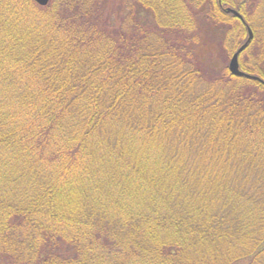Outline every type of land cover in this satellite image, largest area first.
<instances>
[{"label": "trees", "instance_id": "1", "mask_svg": "<svg viewBox=\"0 0 264 264\" xmlns=\"http://www.w3.org/2000/svg\"><path fill=\"white\" fill-rule=\"evenodd\" d=\"M248 29L264 80V0H0V264H264Z\"/></svg>", "mask_w": 264, "mask_h": 264}, {"label": "water", "instance_id": "2", "mask_svg": "<svg viewBox=\"0 0 264 264\" xmlns=\"http://www.w3.org/2000/svg\"><path fill=\"white\" fill-rule=\"evenodd\" d=\"M33 1L36 4H38L39 6H45L49 2V0H33ZM224 12L232 14L233 16H235V17H237L239 19H242V17L239 15V13L237 11L231 9V8H225ZM251 40H252V33L248 29V38L231 56V59H230L229 64H228V70H229V73L231 75L235 76V77L249 79V80H252V81L259 82V83L264 85V80L260 79L257 76L245 73V72H243V71H241L239 69L238 56L246 48V46L248 45V43Z\"/></svg>", "mask_w": 264, "mask_h": 264}, {"label": "rangeland", "instance_id": "3", "mask_svg": "<svg viewBox=\"0 0 264 264\" xmlns=\"http://www.w3.org/2000/svg\"><path fill=\"white\" fill-rule=\"evenodd\" d=\"M252 3H250V2H248V6H250ZM115 25H117L116 23H115ZM214 32H215V34H217L219 37H220V32H219V30H214Z\"/></svg>", "mask_w": 264, "mask_h": 264}]
</instances>
